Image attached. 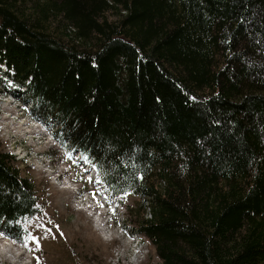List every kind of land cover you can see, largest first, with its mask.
Returning a JSON list of instances; mask_svg holds the SVG:
<instances>
[{"label": "trees", "instance_id": "obj_1", "mask_svg": "<svg viewBox=\"0 0 264 264\" xmlns=\"http://www.w3.org/2000/svg\"><path fill=\"white\" fill-rule=\"evenodd\" d=\"M0 69L139 199L159 264H264V0H0ZM2 149L0 233L21 242L36 188Z\"/></svg>", "mask_w": 264, "mask_h": 264}, {"label": "rangeland", "instance_id": "obj_2", "mask_svg": "<svg viewBox=\"0 0 264 264\" xmlns=\"http://www.w3.org/2000/svg\"><path fill=\"white\" fill-rule=\"evenodd\" d=\"M37 130L45 128L0 69V145L16 156L21 175L34 183L38 199L37 214L22 223L21 242L0 234V264H159L150 241L136 231L139 199H111L93 182L85 194L94 202L81 201L76 186L57 178L65 168H77L74 176L84 181L93 170L82 165L87 163L76 151L62 148L49 128L46 133ZM64 161L67 167L62 169ZM78 187L85 190L84 184ZM101 224L106 231L98 230Z\"/></svg>", "mask_w": 264, "mask_h": 264}, {"label": "snow or ice", "instance_id": "obj_3", "mask_svg": "<svg viewBox=\"0 0 264 264\" xmlns=\"http://www.w3.org/2000/svg\"><path fill=\"white\" fill-rule=\"evenodd\" d=\"M103 205H101V207H102Z\"/></svg>", "mask_w": 264, "mask_h": 264}, {"label": "bare ground", "instance_id": "obj_4", "mask_svg": "<svg viewBox=\"0 0 264 264\" xmlns=\"http://www.w3.org/2000/svg\"><path fill=\"white\" fill-rule=\"evenodd\" d=\"M85 166V165H84Z\"/></svg>", "mask_w": 264, "mask_h": 264}]
</instances>
